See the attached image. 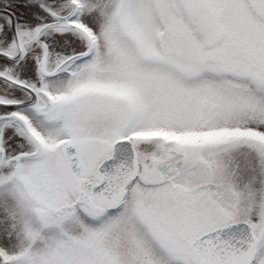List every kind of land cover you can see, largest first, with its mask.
Segmentation results:
<instances>
[{
	"label": "snow or ice",
	"instance_id": "6c2138e0",
	"mask_svg": "<svg viewBox=\"0 0 264 264\" xmlns=\"http://www.w3.org/2000/svg\"><path fill=\"white\" fill-rule=\"evenodd\" d=\"M0 264H264V0H0Z\"/></svg>",
	"mask_w": 264,
	"mask_h": 264
}]
</instances>
